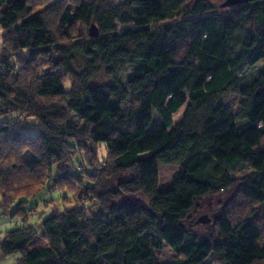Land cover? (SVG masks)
<instances>
[{
	"label": "clouds",
	"instance_id": "9594fccd",
	"mask_svg": "<svg viewBox=\"0 0 264 264\" xmlns=\"http://www.w3.org/2000/svg\"><path fill=\"white\" fill-rule=\"evenodd\" d=\"M145 2L150 5L147 12H143ZM198 6H203L205 15H193ZM11 7L10 0H0V264H32L36 253L49 254L42 264L43 260L48 264H88L89 260L105 264L103 255L98 259L92 255L103 235L96 226L112 222L117 209L128 211L129 202L137 215L135 224L131 218L127 221L128 227L149 223L155 215L154 205L167 207L163 193L177 184L182 190L190 187L183 185L184 179L190 180L184 177L183 156L142 152L139 160L121 163L128 155L118 149L121 132L135 133L136 124L128 117L139 114L143 96L155 90V79L146 88L136 82L147 41L126 34L148 31L162 42L182 28L190 31L185 26L195 19L226 22L235 16L243 21L250 12L259 20L264 17V0H23L14 24L8 23L6 15ZM81 9L87 11L77 18ZM141 13L143 20L138 23ZM29 17V24H35L25 28ZM255 29L251 22L236 24L228 36L233 49L229 55L242 51ZM38 37L43 38L39 50ZM200 39L207 40L208 33L203 32ZM170 44L177 68L192 60L195 75L200 59L190 54V41ZM262 69L264 54L258 51L243 68L229 66L233 83L209 101L232 115L234 134L243 144L248 143L244 138H252L251 149L241 147L242 158L236 159L231 151L219 158L210 154V174L200 182L201 188L209 190L193 195L177 217L181 242H170L172 238L160 231L167 217L157 215L159 226L153 224L147 233L150 251L134 258L133 264H191L186 251L189 237L207 246L199 264H264V202L243 195L257 172L253 166L257 156L246 153L256 154L264 148V116L252 111L251 96L240 91L254 76L264 75ZM51 79L55 80L54 91H46ZM144 79L150 78L146 75ZM198 79L210 84L214 76L208 70ZM111 88L116 89L114 95L108 91ZM141 88L144 92L138 95ZM94 90L108 96L113 107L118 103L122 116L108 117L111 123L104 132L83 114ZM202 91L208 95L207 87ZM198 102L199 98L193 101L189 81L179 95L171 88L164 90L147 114L154 129L166 121L180 128L193 115L205 114L197 110ZM154 156L155 171L145 178L141 164ZM73 219L78 242L70 252L64 236L66 231L72 236L68 222ZM225 222L230 232L225 231ZM244 225L253 234L240 244L238 232ZM118 233L122 235V229L113 224L112 235ZM110 251L107 264H113V257L123 260L124 246Z\"/></svg>",
	"mask_w": 264,
	"mask_h": 264
},
{
	"label": "trees",
	"instance_id": "16d2710c",
	"mask_svg": "<svg viewBox=\"0 0 264 264\" xmlns=\"http://www.w3.org/2000/svg\"><path fill=\"white\" fill-rule=\"evenodd\" d=\"M10 2L12 3V7L7 9L6 15L8 16V23L14 24L16 16L23 10V0H10ZM149 10L150 5L145 2L143 12ZM85 11L87 9L79 10L77 18L82 17ZM205 14L203 6H198L193 13L194 16H203ZM30 20V17L28 20H25V28L35 24V22H32V25H30ZM141 20H143V13L138 17V23ZM68 21H72L71 16L68 17ZM249 22L256 25L255 31L247 39V43L242 51L235 55H229L233 49L229 46L228 36L236 24ZM185 27L190 31L182 28L177 32H173L171 37L162 42L153 39V34L148 31L126 34V36L143 37L147 41L145 51L141 54L142 59L137 69L136 82L144 84L146 88L155 79V90L143 96V108L140 113L128 117L130 121L136 124V131L134 134H129L126 129L122 131L118 149L128 153L121 163L139 160L138 153L142 152H148L151 155V153L166 151L174 153L176 157L183 156L184 160L182 164L186 168L184 177H190V180H183V185H190V187H185L182 190L181 185L177 184L173 186L170 192L163 193V200L167 204V207L161 209L154 205L152 212L155 215L149 223H145L139 227L134 226L131 229L128 227L127 221L131 218L135 224V217L137 215L135 211H132L135 206L129 202L127 205L128 211L125 212L123 208L117 209L112 222L96 226V230L102 232L103 235L98 237L97 246L93 249L92 255L97 259L100 255H103L105 257V264H107V258L112 256L110 249L121 246H124V258L118 261L113 257V264H133L134 258L141 257L142 254L146 255L150 251L146 247L148 243V230L153 224L157 227L160 224L155 219L157 215L167 217L164 222L165 227L161 228L160 231L165 236L172 238L170 242L174 241L179 244L182 240V235L177 229V217L186 210L187 204L185 202L189 201L193 195L209 190L208 188H201L200 182L204 180L206 175L210 174V154L216 155L219 158L231 151L232 159L242 158L240 157V148L244 147L250 150L251 144L254 142L249 137L244 138L248 140V143L243 144L241 138L234 134L232 115L227 113L223 106L213 107L209 101L213 99L214 93L223 91L233 83L235 77L227 70L229 66L243 68L249 63L253 53L258 51L260 54H264V39H262V34H264V17L256 20L249 12L244 16L243 21L237 20L235 16L226 22H221L218 19H195ZM205 31L208 33V39L201 40L200 35ZM245 35L248 36V33H245ZM41 39L43 38L38 37L36 40L37 50H39L38 45ZM183 40L190 41V54L200 59V64L195 66V75H193L194 66L192 60H189L183 68H177L172 59L173 49L171 48L170 41L179 42ZM92 51H95V49ZM259 58V55L255 57V59ZM252 62L254 63L255 60L253 59ZM208 70H211L214 76V81L210 84L206 83L203 79H198V77L205 76ZM261 73H264V69L261 70ZM146 75L150 78L149 81H145L144 77ZM189 81L192 85L193 101H197L198 98L200 101L196 104V108L197 110H202L205 114L199 118L193 115L180 128L170 126V122L166 121L163 125L154 129L152 127L153 122L147 114L149 105L157 99L158 95L163 94L164 90L171 88L176 90L179 95L188 86ZM204 87H207L208 95H204L202 91ZM54 88L55 80L51 79L48 81L46 91H54ZM108 91L113 95L116 93L115 88H111ZM240 91L251 96L252 111L264 116V75L254 76L250 84L240 87ZM143 92L144 88H141L137 94L140 95ZM89 99L88 110L83 114L98 125V131L104 132L106 125L111 123L107 119L108 117L121 116L119 104L117 103L113 107L109 103L108 96L95 90L90 94ZM180 99L182 100L183 97H180ZM74 106L78 110L81 108L79 104ZM169 127H171V130L165 131ZM207 141L212 142L210 147L207 145ZM202 146L207 147L208 151L203 152L201 150ZM246 154L257 156V159L253 161V166L257 169V172L249 186L244 189L243 195L249 200L264 202V148L259 149L256 154H253L251 151H248ZM155 162L156 157L154 156L151 160L144 161L141 164L145 178L153 175ZM211 170H215V166ZM156 195L161 196V193L157 191ZM68 223L72 228V236L69 237L66 231L64 238L66 243L69 244V251L71 252L72 244L78 242L76 239L78 234L75 230V220H70ZM113 224L122 229V235L119 233L115 236L112 235ZM223 227L226 232L231 231L226 222ZM140 231L144 232V237L142 238L140 237ZM252 234L253 230L248 225L241 227L238 232L239 243L245 244L247 242L245 237L251 238ZM188 239L190 247H187L186 251L190 257L191 264H199L200 257L206 254L207 246L201 245L198 238L189 237ZM134 240L136 242L131 248H128L127 243H132ZM85 243L87 242L85 241ZM233 251H236V249L234 248ZM238 254L242 255L243 253ZM48 255V253H36L32 264H42V259ZM43 264H48L47 260H43ZM88 264H93V261L89 260Z\"/></svg>",
	"mask_w": 264,
	"mask_h": 264
},
{
	"label": "rangeland",
	"instance_id": "374dc122",
	"mask_svg": "<svg viewBox=\"0 0 264 264\" xmlns=\"http://www.w3.org/2000/svg\"><path fill=\"white\" fill-rule=\"evenodd\" d=\"M152 127H154V124L152 125Z\"/></svg>",
	"mask_w": 264,
	"mask_h": 264
}]
</instances>
